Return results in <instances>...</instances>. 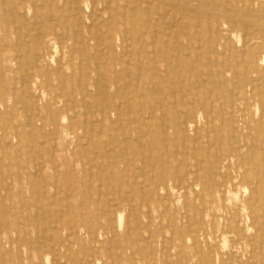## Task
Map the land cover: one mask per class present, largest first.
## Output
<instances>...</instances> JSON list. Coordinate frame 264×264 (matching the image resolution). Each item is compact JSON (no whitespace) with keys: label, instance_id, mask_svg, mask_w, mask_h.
I'll return each mask as SVG.
<instances>
[{"label":"rangeland","instance_id":"obj_1","mask_svg":"<svg viewBox=\"0 0 264 264\" xmlns=\"http://www.w3.org/2000/svg\"><path fill=\"white\" fill-rule=\"evenodd\" d=\"M169 1L0 0V159H7L0 163V264H264V228L246 230L242 220V231L249 238L254 232L258 237L255 242L240 239L233 247L229 232L233 224L230 211L234 215L233 210L246 199L255 203V196L262 195L258 182L247 185L246 190L240 183L220 203L203 178L194 181L188 175L177 180L186 166L175 163L182 154L174 151V143L190 152L199 146L215 149L226 146L222 138L230 132L206 134L187 129L186 141L173 139L168 129L167 140L153 139L160 131L159 122L176 121L175 111H182L195 91L174 90L178 74L167 75L163 70L154 75L159 78L158 86L149 83L150 55L155 57L159 47L167 48L174 69L180 71L188 60L195 65L196 70L186 75L192 80L200 73L195 86L203 99L208 100L206 93L219 85L234 102H246L251 112L246 120L253 125L259 114L253 109L264 98V83L258 79L260 72L245 70L240 64L247 56L239 49L246 44L264 58L263 40H250L264 35V0L248 11L239 0L236 7L229 0H204L213 15L184 13ZM234 10L241 12L234 21L224 17ZM217 19L221 23L216 29ZM187 20L190 26L186 27ZM109 31L111 39L106 37ZM150 36L156 41L151 43ZM218 70L222 83L215 79ZM134 93L143 97L131 98ZM216 101L223 103L221 98ZM149 110L159 126L140 132L139 116ZM14 130L16 135L11 134ZM250 135L255 145L250 154L262 163L264 156L259 159L256 148L258 143L264 147L263 132ZM153 142L158 149L149 151ZM140 156L141 162L134 160ZM246 165L256 173L254 164ZM237 170L242 169L235 165L226 168L230 175ZM251 186L256 194L250 197ZM257 219L263 227L264 220ZM180 235L183 241L177 244ZM169 243L172 249H168Z\"/></svg>","mask_w":264,"mask_h":264},{"label":"bare ground","instance_id":"obj_2","mask_svg":"<svg viewBox=\"0 0 264 264\" xmlns=\"http://www.w3.org/2000/svg\"><path fill=\"white\" fill-rule=\"evenodd\" d=\"M144 1V0H143ZM151 1V0H150ZM168 1V0H167ZM171 3V7H177L178 9L184 11V13H189V11H192L196 14H210L213 15L214 12H212L210 10L209 7H206L205 4H203L202 2H206L204 0H193V2H190V0H171L169 1ZM229 2L232 4V6L236 7L238 0H229ZM239 2H241L243 8L248 11L250 10L251 6H253L255 3H261L263 2V0H239ZM26 3V2H25ZM118 3V2H117ZM211 3V1H210ZM50 4V2H49ZM212 4H218V1H212ZM19 5V3H18ZM77 5V4H76ZM75 5V6H76ZM126 5V4H125ZM136 5V4H135ZM133 5V6H135ZM140 5V4H139ZM164 5V4H163ZM161 4V6H163ZM165 5H167L165 3ZM33 6V5H32ZM131 6V7H133ZM67 8V6H65ZM85 7V5H84ZM136 7V6H135ZM169 8V6H167ZM130 8V5H129ZM157 8H159V3ZM162 8V7H161ZM24 9V7L22 8ZM76 9V8H75ZM91 9V8H90ZM96 9V8H95ZM131 9V8H130ZM148 9V8H147ZM171 9V8H170ZM33 10V8H32ZM83 10V9H82ZM124 10V9H123ZM128 10V9H127ZM126 10V12H127ZM168 10V9H167ZM76 11V10H75ZM169 11V10H168ZM172 11V9H171ZM25 12V11H24ZM106 12V10H105ZM124 12V11H123ZM40 13V12H38ZM122 13V12H121ZM158 13V11H157ZM157 13H155L157 15ZM168 12H166L167 15ZM43 14V13H42ZM83 14V12H82ZM154 14V13H153ZM152 14V15H153ZM224 17H227L228 19L234 21L236 18H238L241 14L240 11L238 10H234L233 13L231 14H226L224 13ZM24 15V13H23ZM99 15V14H98ZM89 16V15H87ZM94 16V15H93ZM193 16V15H192ZM52 18V15L50 16ZM81 17V16H80ZM144 17V16H143ZM154 17V16H153ZM179 17V16H178ZM49 18V19H51ZM112 18V17H111ZM117 18V17H116ZM157 18V17H156ZM165 18V17H164ZM180 18V17H179ZM192 18V17H191ZM201 18V17H200ZM48 19V20H49ZM79 19V18H78ZM77 19V20H78ZM90 19V18H89ZM95 19V18H94ZM99 19V18H98ZM198 19V17H197ZM207 19V18H206ZM28 20V19H27ZM81 20V19H80ZM79 20V22H81ZM102 20V19H101ZM178 20V19H177ZM183 19H181L180 21H182ZM50 21V20H49ZM76 21V20H75ZM83 21V20H82ZM94 21V20H93ZM93 21H91V23H93ZM98 21V20H97ZM125 21V20H123ZM14 22V21H12ZM36 23V21H34ZM56 22V21H55ZM78 22V23H79ZM118 22V21H117ZM208 22V21H206ZM54 23V22H53ZM82 23V22H81ZM113 23V22H112ZM153 23V22H152ZM162 23V21H161ZM216 23V29L218 27V25H220L221 21L219 19H217L215 21ZM86 24V23H85ZM115 24V23H114ZM113 24V27H114ZM186 27L189 25L190 26V21L187 20V22L185 23ZM257 24V23H256ZM259 24V23H258ZM14 25V24H13ZM17 25V24H16ZM14 25V26H16ZM56 27V23L54 24ZM80 25V24H79ZM91 25V24H89ZM118 25V24H117ZM124 25V23H123ZM180 25V24H179ZM182 25V22H181ZM208 25V23H207ZM263 25V24H262ZM78 25H76L77 27ZM120 26V25H119ZM197 26V25H196ZM54 27V26H53ZM84 27V26H83ZM88 27V26H87ZM91 27V26H90ZM101 27V26H98ZM137 27V26H136ZM172 27V26H171ZM183 27V26H182ZM246 27V26H245ZM134 28V27H133ZM181 28V27H180ZM101 29V28H100ZM124 29V28H123ZM156 29V27H155ZM154 29V30H155ZM190 29V27L188 28V30ZM54 30V28H53ZM82 31V29H80ZM79 30V31H80ZM187 30V31H188ZM250 30V29H249ZM39 31V29H38ZM77 31V30H76ZM125 31V30H124ZM35 32V31H34ZM40 32V31H39ZM93 32V31H92ZM176 32V31H175ZM262 32V31H260ZM41 33V32H40ZM74 33V32H73ZM72 33V34H73ZM82 33V32H79ZM88 33V30H87ZM98 33V32H97ZM117 33V32H116ZM146 33L145 30L143 32V34ZM215 33H217V30L215 31ZM249 33V32H248ZM179 34V33H178ZM20 35V34H19ZM130 35V34H129ZM155 35V34H153ZM216 35V34H215ZM232 35V34H231ZM35 36H37V34L35 33ZM39 36V35H38ZM45 36V34L43 35V37ZM138 36V35H137ZM108 37L109 39H111L113 37L112 32L109 31L108 32ZM78 38V37H77ZM144 38V37H143ZM155 38V37H154ZM257 38H261L264 42V35H258V36H253L252 38H250V40L252 39H257ZM36 39V38H35ZM58 39V38H57ZM16 40V39H15ZM138 40V39H137ZM167 40V39H166ZM177 40V39H176ZM247 37L245 38V41L248 42L250 41ZM17 41V40H16ZM61 41V40H60ZM79 41V39H78ZM82 41V40H81ZM143 41V39H142ZM141 41V42H142ZM154 41V39L152 38V36H150V42L152 43ZM156 41V40H155ZM154 41V42H155ZM164 41V40H163ZM215 43L217 45L221 44L220 42L217 41V39H214ZM111 43V41H110ZM131 43V42H130ZM188 43V42H186ZM239 43V42H238ZM19 44V43H18ZM198 44V43H197ZM224 44V43H223ZM32 45V44H31ZM43 45V44H42ZM59 46V45H58ZM83 46V45H82ZM100 46V45H99ZM98 46V47H99ZM111 46V45H110ZM253 46V45H251ZM32 47V46H31ZM30 47V48H31ZM120 47V45H119ZM198 48V47H197ZM223 48L227 50V48H229V46H227L226 44L223 45ZM55 49V48H54ZM102 49V48H101ZM104 49V48H103ZM102 49V50H103ZM151 49V48H150ZM148 49L147 52H150L151 50ZM207 49V48H206ZM19 50V48H18ZM17 50V51H18ZM29 50V49H28ZM101 50V51H102ZM29 52V51H28ZM107 52V51H106ZM155 52V51H154ZM239 52H241L242 54H245L247 56V59L244 58L240 61V64L243 66V68L245 70L250 69V70H254L258 75V79H260L263 83H264V58L262 56V54L260 55V53H257L254 48H250L248 47V45L244 44L242 48L239 49ZM16 53V52H15ZM108 53V52H107ZM106 53V54H107ZM155 57L150 55V66H149V83L153 84V87H155L156 85H159V80L157 81V79L159 78H155V76L159 75V72L161 70H163L164 72L167 73V75H174L178 74V85L177 86H173V89L176 91L180 92V89H186L187 94L190 93L191 90L195 91L192 94H190L191 97V102H188V105H184L185 108L182 111H175L176 112V121H172L171 123H167L168 125H165L164 122H159V125L157 123H153V119L152 117H154V112H151L153 110H149V111H143L144 115L142 114L141 116H139V118L142 119V123H141V128L139 127V131L141 132V129L143 130H149V128H156L155 125L159 126V128L157 130L158 134H154L153 139L155 138V136H158L160 141L162 139L167 140V130L171 129L172 132V137L174 138H178L180 137V139L183 140H188V137L185 133V130L187 129H191L194 130V132L198 133L199 129L203 132L210 133L213 131H221V132H227L229 131L230 134L224 138H222V143L225 144L226 146H222V147H216L215 149H209L207 147L204 146H199V147H195V150L193 152H190L188 150H185L184 147H181L179 144L174 143L173 147L175 148L174 151H176L179 154H182L181 157H177L175 159V163H184V165L186 166L183 169V173L182 175L177 179V180H181V179H187L188 175H190L189 177L191 179H193L194 181H198L199 178H203V180L208 184V190L210 192L211 195H213L214 197H216L220 203L221 200L225 199V196H227L228 193L231 192V190H233L236 186L238 187L240 185V183H243L244 185L242 186V189L244 188L245 190L247 189V185H250L251 183H253L254 181L258 182L260 187L263 189L262 195H256V201L255 203H252L251 200L246 199L245 202H243L238 208H236L235 210H233L234 215L232 214V212L230 211V213L228 214V218L230 219V221L233 222V224L230 226V231L232 233V239H231V246H235V244H240L241 240L240 239H245L243 242H247L249 240H251L252 242L256 241V237H258L257 233L254 232V235L249 236L246 235L244 233V231H242L243 229H241V225L240 222L243 220L245 222V228L246 230L248 229H254V231L258 230V228H261V230L263 231L264 225L263 227L258 224H260V222H258V217L261 218V220H264V161L259 162L258 159L253 158L251 156L250 153H253L252 148L254 149V142L252 141V136L250 135L252 133V131L254 133H262L263 132V136H264V98L261 99L260 103L255 105V108L253 109L254 112L257 114L259 113L256 117H254L253 119V125L249 126L248 125V121L246 120L248 118V115L251 116V112L249 111L250 109H248V106L245 104L246 102H243L242 100L239 102H234L233 100H231L230 97H227L226 92L224 91V89L222 87L218 86H213V89H211V91L209 93H206L207 95L205 97H208V100L203 99V94L201 93V90H199V87L195 86L196 84H198L200 82V79L198 77V75H200V73L194 75L195 77L191 80V78H189L186 73L189 71H195L196 67L195 65H192L191 63H189L188 61L184 63V65L182 66V68L180 69V71L178 69H174L175 63L174 61L170 60L169 54H168V49L167 48H162L159 47L158 49H156L155 52ZM61 54V52H60ZM126 54V53H125ZM178 54V53H177ZM210 54V53H209ZM20 55V54H19ZM24 55V54H23ZM153 55V54H152ZM189 54H187L188 56ZM17 56V55H16ZM15 56V57H16ZM25 56V55H24ZM38 56V55H37ZM76 56V55H75ZM122 56V55H121ZM124 56V55H123ZM191 56V55H190ZM208 56V55H207ZM20 57V56H19ZM36 57V56H35ZM138 57V56H137ZM181 57V56H180ZM210 57V56H209ZM29 58V57H28ZM39 58V57H38ZM101 59V57H99ZM106 58V57H105ZM127 58V57H126ZM124 58V59H126ZM142 58V57H141ZM60 60V59H59ZM105 60V59H104ZM138 60V58H137ZM36 61V60H35ZM38 61V60H37ZM52 61V60H51ZM132 61V60H131ZM28 62V61H27ZM81 62V61H80ZM79 62V63H80ZM105 62V61H104ZM133 63V62H132ZM26 64V63H25ZM261 66H260V65ZM30 65V64H29ZM80 67V66H79ZM90 66H88L89 68ZM147 67V66H146ZM27 68V67H26ZM58 68V67H57ZM140 68V67H138ZM211 68V67H210ZM28 69V68H27ZM31 69V68H30ZM59 69V68H58ZM37 70V69H36ZM98 70V69H97ZM96 70V71H97ZM32 71V70H30ZM29 71V72H30ZM25 72V71H24ZM32 73V72H31ZM97 73V72H96ZM139 73V72H138ZM28 74V73H26ZM140 74V73H139ZM137 74V75H139ZM151 74V75H150ZM30 75V74H29ZM61 75V74H60ZM80 75V74H79ZM78 75V76H79ZM98 75V74H97ZM101 75V74H99ZM155 75V76H154ZM215 75V79L222 83V77L220 75L219 70L217 71V73H214ZM22 76V75H21ZM48 76V75H47ZM28 77V75H27ZM60 77V76H59ZM100 80L102 79L101 76H97ZM128 77V76H127ZM201 77V75H200ZM207 77V76H206ZM24 78V77H23ZM26 78V77H25ZM61 78V77H60ZM138 78V77H137ZM64 79V78H63ZM79 79V78H78ZM120 79V77H119ZM153 79V80H152ZM206 79V78H205ZM257 79V80H258ZM65 80V79H64ZM63 80V81H64ZM202 80V79H201ZM208 80V79H206ZM215 80V82H216ZM22 81V79H21ZM26 81V80H25ZM99 81V80H98ZM96 81V83L98 82ZM104 80L101 81V83L99 84H103ZM114 81V80H113ZM129 81V80H128ZM210 81V80H208ZM255 81V80H254ZM103 82V83H102ZM125 82V79H124ZM213 81H210V83ZM253 82V80H252ZM256 82V81H255ZM254 82V83H255ZM219 83V84H220ZM73 85V84H72ZM86 85V84H85ZM95 85V84H94ZM167 85V84H166ZM262 86V85H261ZM102 87V86H101ZM100 87V88H101ZM136 87V86H135ZM202 87V86H201ZM72 89V88H71ZM97 89V87H96ZM102 89V88H101ZM106 89V88H104ZM64 90H66L64 88ZM99 90V89H98ZM121 91V90H120ZM204 93L206 92V89L202 90ZM87 92V91H86ZM98 92V91H97ZM106 92V91H105ZM192 92V91H191ZM3 93V92H2ZM99 93V92H98ZM97 93V95H98ZM104 93V92H103ZM86 94V93H85ZM106 95V93H104ZM173 94V93H172ZM246 94V93H245ZM65 95V94H64ZM237 95V94H236ZM43 96V95H42ZM102 96V95H101ZM15 97V96H14ZM73 97V95H72ZM141 98L143 97V95L141 93H138L135 95V93L132 95L131 98ZM146 97V96H145ZM175 97V95H173V98ZM30 98V97H29ZM82 98V97H81ZM221 98L223 103H218L216 101V99ZM18 99V98H17ZM147 99V98H146ZM91 101V100H90ZM147 101V100H146ZM144 102V105L146 106L147 102ZM157 101V100H156ZM159 101V100H158ZM157 101V102H158ZM128 102V101H127ZM160 102V101H159ZM22 103V102H21ZM87 103V102H86ZM248 103V102H247ZM17 104V103H16ZM89 104V103H88ZM106 104V103H105ZM120 104V103H119ZM139 104V103H138ZM142 104V103H140ZM0 105H3V103L0 101ZM152 105V104H151ZM161 105V104H159ZM22 107V105H19V107ZM28 106V105H26ZM37 106V104H36ZM119 106V105H118ZM117 106V108H118ZM18 107V108H19ZM102 107V106H101ZM143 107V106H142ZM147 109H149V105L146 106ZM105 108V107H104ZM160 108V107H159ZM28 108H26L27 110ZM30 109V107H29ZM100 109V108H99ZM103 109V108H102ZM101 109V110H102ZM110 109V108H109ZM143 109H145L143 107ZM154 109V108H153ZM20 110V109H19ZM38 110V109H37ZM46 110V109H45ZM94 110V109H93ZM156 109H154L155 111ZM49 111V110H48ZM96 111V109H95ZM161 111V109H160ZM159 111V112H160ZM24 112V111H22ZM156 112V111H155ZM31 113V112H30ZM36 114V113H33ZM161 114V113H160ZM164 114V113H162ZM38 115V114H37ZM40 115V114H39ZM26 116H27V112H26ZM36 116V115H35ZM74 116V114L72 115ZM25 117V116H24ZM28 117V116H27ZM39 117V116H38ZM85 117V116H84ZM17 118V117H16ZM150 118H152L150 120ZM25 119V118H24ZM23 119V120H24ZM33 119V118H32ZM38 119V118H37ZM65 119V118H64ZM117 119V118H116ZM135 119V118H134ZM40 120V119H39ZM10 121V120H8ZM31 119L28 117V123L31 124ZM95 121V120H94ZM162 121V120H161ZM165 121V120H164ZM26 122V121H25ZM168 122V121H167ZM237 122L239 124H237ZM8 123V122H7ZM20 123V122H19ZM161 123V124H160ZM152 125H154L152 127ZM8 127V126H7ZM15 127V126H14ZM25 128V127H24ZM85 128V127H84ZM100 128V127H99ZM114 130V129H113ZM146 131V133H147ZM220 132V133H221ZM11 134L16 135L17 132L16 130L12 131ZM1 135V134H0ZM145 135V134H144ZM141 137L143 136L140 135ZM5 137V136H4ZM44 137V136H43ZM90 137V136H89ZM161 137V138H160ZM200 137V136H199ZM198 136L196 137L197 139L199 138ZM91 138V137H90ZM195 138L194 141L197 142V139ZM38 139V138H37ZM124 139V138H123ZM141 139V138H140ZM122 140V139H121ZM44 141V140H43ZM136 141V140H135ZM150 141V140H149ZM151 141H153L151 139ZM163 141V140H162ZM41 143V141H39ZM166 142V141H165ZM195 142V143H196ZM261 142H263V140H261ZM5 143V142H4ZM87 143V142H86ZM221 143V144H222ZM139 144V143H138ZM168 144V143H165ZM194 144V143H193ZM192 144V145H193ZM197 144V143H196ZM134 145V144H132ZM132 145H130V147H133ZM183 145V143H182ZM201 145V144H200ZM136 146V145H134ZM194 146V145H193ZM209 146V145H208ZM129 147V148H130ZM29 148V147H27ZM105 148V145H104ZM126 145L123 146V149L126 150ZM156 143L153 142L152 144H150L149 147V151H153L156 150ZM166 148V147H165ZM134 149V148H133ZM158 149V148H157ZM18 150V148H17ZM107 149H105L106 151ZM110 150V149H109ZM148 151V152H149ZM166 151V149H165ZM136 152V156L140 155V152L138 153L137 150H135ZM243 152V153H242ZM248 152V153H247ZM259 153L261 156L259 157V159H262V156H264V147L262 145H259L256 148V153ZM129 153V151H128ZM147 153V151H146ZM166 153V152H165ZM247 153V155H246ZM125 154H127L125 152ZM133 154V153H132ZM142 154V153H141ZM106 155V153H105ZM149 155V154H148ZM160 155V154H159ZM95 156V155H94ZM150 156V155H149ZM143 157V155H142ZM109 158V157H108ZM167 158V157H166ZM34 159V158H33ZM121 159V158H120ZM134 159V158H132ZM168 159V158H167ZM134 160H138V161H142L141 156L139 158H135ZM132 160V161H134ZM112 161V160H111ZM119 161V160H118ZM144 161V160H143ZM149 161V159H148ZM7 162V159L2 158L0 159V163L5 164ZM145 162V161H144ZM247 162H250V164H254L253 166L256 169V173L252 174L251 171L247 170L246 167H248L246 164ZM102 163V162H101ZM146 163V162H145ZM163 163V162H162ZM154 164V163H153ZM103 165V164H102ZM125 165V164H124ZM196 166L195 168H190V166ZM231 165H235L236 167L241 168L242 170H237L236 175H230L226 172V168H228ZM33 166L34 163H33ZM123 166V164H122ZM133 166V163H132ZM143 166V165H142ZM152 166V163H151ZM250 166V165H249ZM92 167V166H91ZM124 167V166H123ZM252 167V166H251ZM122 168V167H121ZM152 168V167H151ZM250 168V167H249ZM175 169V168H174ZM254 169V168H252ZM36 170V169H35ZM126 170V169H125ZM128 170V169H127ZM134 170V169H133ZM148 170V169H146ZM153 170V168H152ZM229 171V170H228ZM36 172V171H35ZM128 172V171H126ZM146 172V171H145ZM38 174V173H37ZM133 174V173H132ZM127 175V174H126ZM143 175V174H142ZM151 176V174H150ZM153 176V175H152ZM136 177V176H135ZM153 178V177H152ZM1 179V178H0ZM155 179V178H153ZM41 180V178H40ZM144 180V179H143ZM155 181V180H154ZM135 182V181H134ZM146 182V181H145ZM159 182V181H158ZM147 183V182H146ZM196 183V182H195ZM126 184V183H125ZM255 184V183H254ZM56 185V184H55ZM127 185V184H126ZM119 186V185H118ZM57 187V186H56ZM147 189V188H146ZM157 189V187H156ZM162 189H164V187H162ZM35 190V189H34ZM83 190V189H82ZM129 190V189H128ZM127 190V192H128ZM165 190V189H164ZM251 194L250 197L255 195L256 190L254 188V186H251ZM157 192V191H156ZM166 192V190H165ZM167 193V192H166ZM148 195V194H147ZM151 195V194H150ZM167 195V194H166ZM235 195V194H234ZM38 196V195H37ZM127 196V195H126ZM237 196V195H236ZM249 197V198H250ZM42 198V195H41ZM53 198V197H52ZM54 199V198H53ZM62 200V199H61ZM114 200V199H113ZM120 200V199H119ZM143 200V198H142ZM141 200V201H142ZM51 201V200H50ZM49 201V203H50ZM108 201V200H107ZM121 201V200H120ZM119 201V202H120ZM229 201V200H228ZM122 202V201H121ZM230 203V202H229ZM52 204V203H51ZM67 204V203H66ZM115 204V202H114ZM128 204V202H127ZM168 204V203H167ZM47 205V203H46ZM140 205V204H139ZM49 206V205H48ZM258 207L261 208L260 212L258 210ZM61 207V206H60ZM167 207V206H166ZM66 208H68L66 206ZM107 209V207H106ZM118 209V208H117ZM199 209V208H198ZM50 210V209H49ZM68 210V209H67ZM243 211L242 214H240V212ZM50 213V211H49ZM48 213V214H49ZM61 214V212H60ZM59 214V215H60ZM186 214V213H184ZM235 214L237 216H235ZM187 215V214H186ZM184 215V216H186ZM201 217V216H200ZM68 218V217H67ZM202 218V217H201ZM199 218V219H201ZM150 219V218H149ZM228 219V220H229ZM37 220V219H36ZM186 220V219H185ZM50 222V220H48ZM52 222V221H51ZM150 222V221H149ZM187 222V220L185 221V223ZM57 223V222H56ZM53 224H55L53 222ZM60 224V223H59ZM188 224V223H187ZM195 224V223H193ZM25 225V224H24ZM51 225V223L49 224ZM192 225V224H191ZM23 226V225H22ZM27 226V225H26ZM41 226V225H40ZM188 226V225H187ZM243 226V224H242ZM44 227V225H43ZM189 227V226H188ZM13 228V227H12ZM28 228V227H27ZM58 225L56 224V229H58ZM129 228V227H128ZM161 228V226H160ZM45 229V228H43ZM141 229V228H140ZM37 230V229H36ZM38 231V230H37ZM40 231H43L42 228L40 229ZM163 231V230H162ZM58 232V231H57ZM37 234V233H36ZM149 234V233H148ZM46 235V234H45ZM172 235V233H171ZM49 236V235H48ZM174 237V235H172ZM183 235H180V237L178 238V242L177 244H179V242H182ZM193 241H196V237H194L193 235H188ZM207 235H205L203 237V239L206 238ZM261 237V236H260ZM37 238V236H36ZM35 238V239H36ZM41 238V237H40ZM50 238V237H49ZM164 238V237H162ZM222 238V237H221ZM34 239V240H35ZM39 239V238H37ZM36 239V241H38ZM42 239V238H41ZM132 239V238H131ZM255 241H254V240ZM40 240V239H39ZM144 240V239H143ZM225 240V239H224ZM43 241V240H42ZM50 241V240H49ZM139 240H137L138 242ZM148 241V240H145ZM52 242V241H51ZM136 242V243H137ZM151 243V241H150ZM171 243V242H170ZM168 244V249H172L173 245L172 244ZM225 243V242H224ZM262 243V242H261ZM37 244V243H35ZM116 244V243H115ZM125 244V242H124ZM147 244V243H146ZM109 245V244H108ZM129 245V244H128ZM53 246V245H52ZM137 246V245H136ZM110 247V246H109ZM117 247V246H116ZM127 247V246H126ZM125 247V248H126ZM1 248V246H0ZM52 249V247H51ZM117 249V248H115ZM165 250V249H164ZM261 250V247H260ZM137 251V249H136ZM166 251V250H165ZM109 252V251H108ZM131 253V252H130ZM139 253V252H138ZM54 254V253H53ZM95 254V253H94ZM109 254V253H108ZM151 254V252H150ZM210 254V253H209ZM261 255V254H260ZM2 256V255H1ZM118 256V255H116ZM9 259V258H8ZM209 259V257H208ZM206 259V260H208ZM2 260V259H1ZM217 261V260H216ZM32 263V262H31ZM167 263V262H166ZM208 263V262H207ZM34 264V263H33ZM251 264H256L255 261H252Z\"/></svg>","mask_w":264,"mask_h":264}]
</instances>
